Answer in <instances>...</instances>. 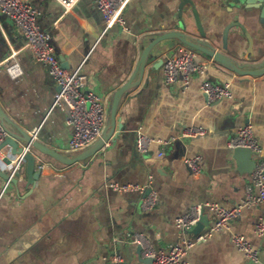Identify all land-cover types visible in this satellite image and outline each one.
I'll return each instance as SVG.
<instances>
[{
    "label": "crops",
    "instance_id": "1",
    "mask_svg": "<svg viewBox=\"0 0 264 264\" xmlns=\"http://www.w3.org/2000/svg\"><path fill=\"white\" fill-rule=\"evenodd\" d=\"M183 1L130 0L124 12L127 29L117 24L106 32L96 0H79L69 10L57 0L32 3L40 27L51 33V45L62 65L73 71L83 62L85 91H94L110 107L115 92L132 77L144 48L167 31L184 30L232 58L262 63L260 0H189L182 9ZM194 10L204 37L198 33ZM188 48L170 38L151 50L144 74L134 79L138 85L120 101L112 138L92 157L64 165L31 150L36 168L29 171L24 161L19 176L3 194L6 178L0 170V264H110L114 252L126 264H147L143 250L138 252L145 245L135 242L138 234L146 245L167 250L186 237L175 219L193 205L209 202L230 208L246 197L253 171L240 169L228 141L239 126L252 124L261 147L253 159L264 160V73L241 75L199 52V59L208 63L205 73L193 74L186 89L181 81L166 83L164 61ZM13 64L22 70L18 77L8 71ZM204 80L229 83L232 97L208 103L202 91ZM57 92V83L47 66L33 56L22 30L0 11L3 111L24 131L39 129L38 138L45 145L75 155L68 151L73 127L67 109L53 107ZM191 125L208 133L181 137ZM139 131L174 140L166 145L153 143L140 152ZM11 149L6 146L0 156L17 158ZM195 155L203 156L198 174L185 160ZM112 183L140 188L120 191ZM148 189L157 193L151 209L143 206ZM204 213L212 224L216 211ZM262 220L264 203L245 208L228 229L197 243L186 256L189 264H264V236L256 231ZM233 233L245 235L259 250L258 261L235 246Z\"/></svg>",
    "mask_w": 264,
    "mask_h": 264
},
{
    "label": "built area",
    "instance_id": "2",
    "mask_svg": "<svg viewBox=\"0 0 264 264\" xmlns=\"http://www.w3.org/2000/svg\"><path fill=\"white\" fill-rule=\"evenodd\" d=\"M65 9H71L79 0H57ZM130 0H96L98 8L105 18V32L113 26L119 24L125 27L124 12ZM0 11L10 17L22 30L27 45L30 47L33 56L44 63L50 75L54 78L60 88L55 95L53 107L61 106L65 109L68 106V123L73 127L68 151L77 154L92 143H94L103 133L109 118V107L107 102L94 91H85L87 87V77L83 72L82 62L75 70L69 71L63 65L54 52L51 45V33L40 27L37 16L38 10L33 5L32 0H0ZM208 67L207 62L199 59V51L194 48L183 50L179 54L172 55L164 61L163 76L168 84L181 81L186 89L191 81V76L195 73L203 74ZM8 71L12 76L18 77L22 70L13 64L8 66ZM202 91L207 97V102L212 103L223 98L232 97L229 83L223 85L204 80ZM208 131L202 126L191 125L183 131L181 137L191 138L207 134ZM38 138L39 129L30 133ZM8 136L7 128L0 123V144ZM174 139L163 140L151 137L141 131L137 134V147L140 152H146L151 144H170ZM228 146L231 149L248 148L253 153H260L261 147L258 143L252 124L247 123L237 128L230 137ZM31 151V145L25 146L24 151L12 159V164L7 168L8 178L2 194L7 190L15 177L20 174L21 167L25 161V155ZM1 152V151H0ZM165 154L164 150L159 152V156ZM5 157V156H4ZM4 157L0 156V160ZM187 165L194 174L202 170L203 156L195 155L185 159ZM260 161V160H259ZM257 161L256 167L251 174V184L248 187L247 195L242 201L230 208L219 206L213 203H198L193 205L186 213L176 217L175 223L186 234V237L179 243L171 245L167 250L156 249L151 245H146L141 234L136 236L135 242L145 244L143 254L147 258H152L151 264H189L187 254L199 242L212 237L216 232L228 229L231 222L237 218L245 208L264 203V160ZM44 167V165H41ZM5 171L6 169H2ZM111 186L120 191L138 189V185H121L112 183ZM257 188V193L254 189ZM157 202V193L151 191L144 199L143 206L151 209ZM205 209L215 210L216 218L214 222L199 233H193L194 228L200 221ZM259 235L264 236V221H259L256 226ZM231 239L235 246L252 261L259 260V250L255 248L249 239L243 234L233 233ZM110 264H126L123 257L114 252L110 257Z\"/></svg>",
    "mask_w": 264,
    "mask_h": 264
},
{
    "label": "water",
    "instance_id": "3",
    "mask_svg": "<svg viewBox=\"0 0 264 264\" xmlns=\"http://www.w3.org/2000/svg\"><path fill=\"white\" fill-rule=\"evenodd\" d=\"M189 0H184L181 3V8L185 6V4ZM234 3H239L241 0H232ZM262 3V15L264 16V0H260ZM194 14L197 20L198 25V33L200 37L205 36V32L202 29L201 22L199 17L194 10ZM184 27V26H183ZM177 39L181 43L187 45L188 47L194 48L195 50L203 53L204 55L212 58L214 61L224 65L231 71H234L238 74L245 75H259L264 73V60L259 65L255 63H246L244 61H240L239 59L232 58L231 56L226 55L225 53L217 50L212 44L204 41L199 37H192L184 30H172L167 31L165 33L160 34L158 37L154 38L150 43L144 48L141 57L138 61L137 67L129 79L127 83H125L122 87H120L114 94L112 103L109 107L110 110V122L106 126L105 130L103 131L102 135L89 147L84 149L83 151L75 154V155H68L58 151L48 145L42 143L39 138L32 136L29 132H26L15 125L3 111L0 105V123L3 124L8 130V136L5 140L0 144V151L3 150L6 146L10 145L11 155H18L24 151L25 146L31 145V150H37L44 155L52 158L53 160L64 164V165H72L80 161H85L88 158L95 155L98 151L105 147L106 143L112 138L114 131L116 129V114L118 110V106L124 94H126L132 87L138 85L139 81H134L137 74H140V77L144 74L145 68L147 65V60L150 55L151 50L162 40L164 39ZM60 88L58 87V90ZM65 109H68V106L65 105ZM6 123L14 126L17 131L12 130L9 128ZM120 130L123 129V125H120ZM234 157L238 160L240 165V169L244 172H252L256 167L257 161L253 159V152L248 148H235L234 149ZM25 161H28L27 167L29 171H32L36 168V159L34 154L31 151H28L25 155ZM12 164V158L6 155L2 160H0V170L2 176L4 178H8V170L7 168ZM2 169H6L3 171ZM41 168H39V172ZM38 171L35 173L37 177ZM151 189H148L146 196L151 192ZM210 224L209 217L204 213L200 218V221L197 223L196 227L193 230V233H199L204 231L208 225ZM143 250V246L138 247V252L141 254ZM147 264H151L153 259L147 258L143 260Z\"/></svg>",
    "mask_w": 264,
    "mask_h": 264
}]
</instances>
